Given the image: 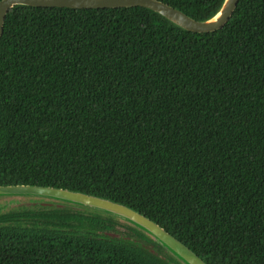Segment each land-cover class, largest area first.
Returning a JSON list of instances; mask_svg holds the SVG:
<instances>
[{"label":"trees","instance_id":"obj_1","mask_svg":"<svg viewBox=\"0 0 264 264\" xmlns=\"http://www.w3.org/2000/svg\"><path fill=\"white\" fill-rule=\"evenodd\" d=\"M158 1L206 21L224 0ZM18 185L126 205L207 264H264V0H239L208 34L140 7L13 8L0 186ZM83 210L1 213L0 264H181Z\"/></svg>","mask_w":264,"mask_h":264},{"label":"water","instance_id":"obj_2","mask_svg":"<svg viewBox=\"0 0 264 264\" xmlns=\"http://www.w3.org/2000/svg\"><path fill=\"white\" fill-rule=\"evenodd\" d=\"M239 0H224L218 13L209 20L196 21L179 9L158 0H1L0 40L9 12L17 6L35 8H67L74 10H97L140 7L150 10L180 29L197 34H208L221 30L232 18ZM0 197L30 198L60 202L99 212L117 220L127 222L146 237L159 244L163 250L181 264H207L194 251L176 239L158 223L134 209L108 199L62 188L41 186H0ZM148 249L146 241L136 239ZM167 253V254H168Z\"/></svg>","mask_w":264,"mask_h":264},{"label":"rangeland","instance_id":"obj_3","mask_svg":"<svg viewBox=\"0 0 264 264\" xmlns=\"http://www.w3.org/2000/svg\"><path fill=\"white\" fill-rule=\"evenodd\" d=\"M49 204H55L58 207L62 206L64 204H60V202L55 201H48V200H35L30 198H14V197H0V214L1 213H7L14 210H25V209H31V210H38L42 209L44 207L48 208ZM68 205V204H65ZM68 207H72L74 210H80V212L83 210L80 207L71 206L68 205ZM84 211V210H83ZM121 222L122 224H125L127 226H130L127 222L123 220H117ZM132 227V226H130ZM118 230L120 232H124L123 229L118 227ZM112 236H119L117 234L111 233ZM149 249H152L150 245H148ZM168 253V252H167ZM169 254V253H168Z\"/></svg>","mask_w":264,"mask_h":264}]
</instances>
